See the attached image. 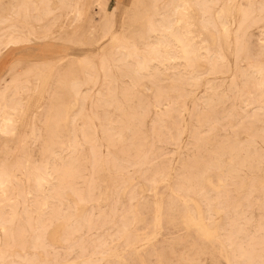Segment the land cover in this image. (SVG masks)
<instances>
[{
    "label": "rangeland",
    "instance_id": "1",
    "mask_svg": "<svg viewBox=\"0 0 264 264\" xmlns=\"http://www.w3.org/2000/svg\"><path fill=\"white\" fill-rule=\"evenodd\" d=\"M11 1L0 0V47L12 35L40 39L74 27L75 15L59 9V0H49L50 11L40 0L29 1L27 17L11 10ZM131 1L101 0L106 10L121 13L123 29L115 36L103 34L106 14L95 0L82 16L97 72L79 64L80 44H53L62 58H71L59 69L72 68L90 97L71 110L69 121L36 140L21 122L23 113H15L16 135L7 142L0 136V166L19 174V184L44 172L58 153L68 158L66 148L75 142V178L68 179L75 192L68 184L52 216L38 220L33 198L23 207L0 195L6 203L0 214L16 212L8 231L27 241L26 249L7 250L2 264L35 256L43 264H264V0H250L249 8L243 0L246 12L236 10V0H214L213 25L206 28L195 9L190 36L203 44L204 57L174 64L152 61L145 22L138 19L145 5L128 8ZM241 36L246 47L240 51ZM36 53L8 49L0 58V79L20 55L40 62ZM110 55L105 72L103 59ZM135 63L151 71L134 74ZM9 82L6 76L2 87ZM28 87L23 104L39 90L35 76ZM57 131L64 148L53 144ZM28 189L36 192V184ZM8 192L13 196L11 187ZM197 204L210 235L187 224ZM35 244L39 249H32Z\"/></svg>",
    "mask_w": 264,
    "mask_h": 264
},
{
    "label": "bare ground",
    "instance_id": "2",
    "mask_svg": "<svg viewBox=\"0 0 264 264\" xmlns=\"http://www.w3.org/2000/svg\"><path fill=\"white\" fill-rule=\"evenodd\" d=\"M29 1L34 2L36 0H12L10 3L11 10L24 14V16L27 17V11L30 6ZM92 1L93 0H77L75 1V5H73L71 0H59V9H70L75 15V24L70 33L65 32L63 34H56L49 31L40 39H28V36L24 38L23 36L17 37L18 35H12L6 41L1 43L0 58L8 49L12 50L22 47L25 50L37 49L38 53L34 54L32 57L34 60L40 61L36 64L29 61L25 62L28 59L26 57L27 55H20L14 59L5 76L0 79V136L4 137V140H6L5 142H7L8 138L14 137L17 133L16 127L17 123L20 121L15 117V113H23L24 117L21 122L27 124V126L31 128L30 136L36 140H42L44 135L50 132L49 129L52 125L59 128L61 122L66 124L71 117V110L79 105L80 102L85 103L89 100L90 97L85 96L82 93L81 87L83 84L75 80L72 68L71 70L69 68L66 71H64V69H59L61 63H64L71 58L68 56L62 58L61 54L58 53L59 47L53 44H67L70 46L80 44L81 49L83 50V59L79 60V64L86 66L95 72L98 71L97 63L95 62V54L90 50H86L88 47V37L91 33L88 31H82L81 26L82 16L89 10ZM133 1L134 0L128 5V8L132 5H145V11L139 15L138 19L145 22L144 24L146 25L147 33L151 40L149 45L151 51L155 54V59H152V61L156 60V58H163L164 61L169 64H174L179 60L190 63L192 57H204L203 44L197 46L190 36L192 34V20L195 18L191 13L195 11V9L199 11V21L203 27L206 28L213 25L210 10L212 7L211 3L213 4L214 0H169V4L166 6L165 3L164 5L162 4L164 0H135V3ZM236 1V10L239 12H246L247 7L242 3L243 0ZM48 2L49 0H40V3H46L45 9L50 11L52 9L49 8ZM93 4H96L100 10L105 11L106 16L101 26V30L105 36H115L119 30L123 29V26H121L120 11L116 15L115 12L111 13L109 10H106V4L102 3L101 0H95ZM251 5V1L249 0L248 8ZM221 14L222 11L218 12L216 14L217 17H215L219 18L221 17ZM3 22L4 20L0 18V23ZM239 40V48L241 51L246 46L243 43V36L239 37ZM24 42H34L38 47L29 49L28 47H25L28 43ZM258 49H260V47ZM125 56L126 58L129 57L127 54ZM110 57L112 58V55L105 56L103 59L102 69L105 72L111 70L108 66V61L111 59ZM135 66L136 67L132 73L137 75L142 74L144 71H151V67L149 65L144 66L143 63H135ZM6 76L10 77V82L3 88L2 84L5 81ZM33 76H35L39 82V90L35 95L32 94L29 97L26 104H23V97L27 94L30 95V87H28V84ZM106 77H108L107 74ZM50 81H53V86L51 88H49ZM47 94H49V98L45 99ZM37 123H40L41 125L38 126ZM59 134L58 131L55 133V141L53 144H59L64 148L63 145L65 144L58 140L60 137ZM5 144L8 145V143ZM6 147L8 148L9 146ZM67 150L69 151L68 158H65L62 153H58L51 163L44 165V172H41L36 177L28 176L22 184H19V174L10 171L7 166H0V195L7 198L8 202L23 207L29 204V198H33V206L35 207V210L39 211L37 214L38 220H44L47 216H52L53 204L57 202L62 203L64 197L63 192L68 184L69 186L71 185V183L68 182V179L71 178L70 180H74L75 178L73 158V155L75 154V142H70L69 146L66 148V151ZM9 151H11L10 148ZM32 182L36 184V192L28 189ZM20 186H25L26 189H19L21 188ZM10 187L12 188L13 196L8 192V188ZM71 188L73 192H75L73 185H71ZM5 204L6 203L3 202L0 203L1 206H4ZM195 208L197 212L196 217H187V224L199 227L200 232L203 235H210V231L204 224L205 217L203 209L199 204H197ZM15 214L16 212L14 211L11 216H6L5 213L0 214V226L5 234V237L0 239V242H4L3 246L0 244V264L5 262L4 257L6 256V251L13 249L15 245L22 249L27 248L26 240L22 239L18 242L16 237L14 238V234L8 231L9 229L7 228V225L12 224L15 221ZM6 217L8 218L7 220L5 219ZM160 220L161 217L158 215L157 222H160ZM36 239L40 240L41 238L39 237ZM32 249L37 250L39 248L35 244ZM103 256L107 257V254H104ZM116 258L119 259L120 257L116 256ZM43 263L44 262L36 259L35 256V258H22L20 264ZM84 264L91 263L84 261Z\"/></svg>",
    "mask_w": 264,
    "mask_h": 264
}]
</instances>
